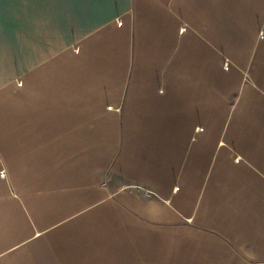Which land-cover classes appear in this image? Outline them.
I'll use <instances>...</instances> for the list:
<instances>
[{
  "label": "crops",
  "instance_id": "1",
  "mask_svg": "<svg viewBox=\"0 0 264 264\" xmlns=\"http://www.w3.org/2000/svg\"><path fill=\"white\" fill-rule=\"evenodd\" d=\"M0 264H264V0H3Z\"/></svg>",
  "mask_w": 264,
  "mask_h": 264
},
{
  "label": "built area",
  "instance_id": "2",
  "mask_svg": "<svg viewBox=\"0 0 264 264\" xmlns=\"http://www.w3.org/2000/svg\"><path fill=\"white\" fill-rule=\"evenodd\" d=\"M0 177L1 178H4L5 177V174L2 172V173H0Z\"/></svg>",
  "mask_w": 264,
  "mask_h": 264
},
{
  "label": "snow or ice",
  "instance_id": "3",
  "mask_svg": "<svg viewBox=\"0 0 264 264\" xmlns=\"http://www.w3.org/2000/svg\"><path fill=\"white\" fill-rule=\"evenodd\" d=\"M3 3V0H0V4H2Z\"/></svg>",
  "mask_w": 264,
  "mask_h": 264
}]
</instances>
